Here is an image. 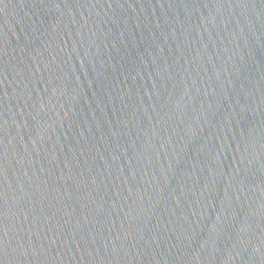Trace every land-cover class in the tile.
<instances>
[{
  "label": "water",
  "instance_id": "obj_1",
  "mask_svg": "<svg viewBox=\"0 0 264 264\" xmlns=\"http://www.w3.org/2000/svg\"><path fill=\"white\" fill-rule=\"evenodd\" d=\"M0 264H264V0H0Z\"/></svg>",
  "mask_w": 264,
  "mask_h": 264
}]
</instances>
